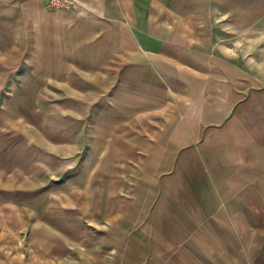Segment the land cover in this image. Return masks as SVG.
I'll use <instances>...</instances> for the list:
<instances>
[{
    "label": "rangeland",
    "instance_id": "1",
    "mask_svg": "<svg viewBox=\"0 0 264 264\" xmlns=\"http://www.w3.org/2000/svg\"><path fill=\"white\" fill-rule=\"evenodd\" d=\"M0 264H264V0H0Z\"/></svg>",
    "mask_w": 264,
    "mask_h": 264
},
{
    "label": "crops",
    "instance_id": "2",
    "mask_svg": "<svg viewBox=\"0 0 264 264\" xmlns=\"http://www.w3.org/2000/svg\"><path fill=\"white\" fill-rule=\"evenodd\" d=\"M258 147L261 148L262 146H260V145H259V146L257 145V147L255 146V151H256L255 153H256V154H257V153L260 154V152H261V151L258 149ZM258 150H259V151H258ZM238 177H240V178H241V177H242V178H247V177H258V175H250V174H247V175H246V174H245V175H238Z\"/></svg>",
    "mask_w": 264,
    "mask_h": 264
}]
</instances>
